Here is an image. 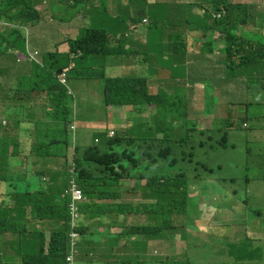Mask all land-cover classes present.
I'll use <instances>...</instances> for the list:
<instances>
[{"label":"clouds","instance_id":"obj_1","mask_svg":"<svg viewBox=\"0 0 264 264\" xmlns=\"http://www.w3.org/2000/svg\"><path fill=\"white\" fill-rule=\"evenodd\" d=\"M33 1H36L37 5L41 3L48 10V13L49 11L51 12L50 3H53L57 8L72 7L73 10H69L66 14L68 16L71 13L86 16L90 20L89 26L105 22L104 32L115 31L118 33L117 41L125 40L127 42L124 49H119L118 46L111 48L119 49L120 54L124 51L130 52L131 46L139 49L137 55L130 57L116 55L105 57L102 61L93 58L87 66L89 69L83 71L80 75L83 76V74L93 72V78L96 79L88 80L82 79L83 77H80L81 79L71 77L70 71L74 65L70 69H64L60 75L55 77V80L67 89L69 97L72 98L73 120L70 126V143L67 153L55 152L57 158L51 159L47 163L44 161L43 156L48 153L49 143L37 145L36 139L32 136V127L35 122L45 121L47 118L45 112H52V110L45 107L46 96L42 93L28 94L27 97L22 99L23 96L17 90V85L19 80H46L44 75L34 74V67L42 66L43 53L48 55L61 52L60 47L65 46L66 48V41H74L78 37L79 32L75 38L67 36L62 42L55 43L53 50L45 51L30 47L28 33L30 29L23 28L21 30L25 38L23 49L19 51L8 50L7 54L1 57L4 59L1 60L0 58V68L3 67L4 70L9 66L8 58L10 56L14 58L17 65L14 66L12 72L4 70L0 72V142H2L3 138L1 127L6 128L10 124L16 126L20 123L21 132V138L18 139L19 152H15V157L13 158L14 148H9L5 159V162H9V164L0 163V172L6 171V177L17 174L24 175L22 178L23 186L27 190V184L31 183V188H36L33 192L38 191V189L44 191L48 189L50 178L45 176L38 179L39 175H43L47 170L62 174L67 172L69 176H72L66 191L60 195L62 198L60 200H65L66 197L69 199L68 208L71 230L73 228V231L69 234L66 264H165L166 260L177 264H183V262H178L177 260L192 261L191 264H235V253L226 254L225 256H221L220 253L230 244L241 245L247 243L246 240H250L253 245L250 254L244 255L245 260L249 264H254V261L264 263V222L258 220L263 215L261 210L249 209V213L248 210V212H245L241 207L235 208L236 213L239 210V214L243 218L245 217L244 222H230L225 217L219 219L217 214L212 219H208L203 209L199 206L197 196L201 193L200 185H192L190 201L194 197L196 202L188 207L189 218L184 219L183 216L179 219V222H176L178 226L183 227L182 233L181 231L175 233L173 229H167L165 233L168 238L146 237L137 233L130 235L132 227L141 225H147L149 228L156 227L155 222L149 219L148 205L150 204L142 197L140 191L141 187H145L148 180L153 177V172L150 173L148 179L142 181L141 187H138L134 180H123L121 182L123 193L121 200L102 201V199H96L94 201L96 204L104 202L106 204L129 205L127 214H120L114 218L101 215L95 216V219H85L83 215L82 207L88 203V199L83 195L77 184L74 172V160L79 157L77 156V151H83L82 149L90 147H97L103 150L104 147L100 142L101 133H107L109 139L114 138L116 135L110 128L120 129L118 132L130 129L131 135L128 140H139L149 135L152 131H157V128L153 126V122L157 118L160 108L155 102H150L147 105L140 104L136 108L130 106H106L104 81L97 78H100L102 73L107 78H123L118 70L124 65L136 68L141 64L143 66H154L155 74L161 77V80L148 79V96L151 98L157 97L161 91H164L166 98H168V95L176 94L177 85L182 86L183 95L188 104L186 118L195 122L200 130L212 129L215 124L222 120H215L213 127L205 129L196 119L191 118L197 109L203 110L205 117L212 118L218 106L225 105L231 108L237 107L238 104L246 107L250 106L251 104L247 101L239 102L234 99L236 94L240 95L241 93L251 100L260 96L257 98L255 105H261L264 102V87L256 85L254 89L252 88L256 77L245 74L243 61L247 59L248 67L253 66L256 62L264 64V0ZM78 2L79 4H77ZM225 2L231 6L242 7L243 13L235 15L234 11L232 15L227 14L223 7ZM37 5L36 11L42 19L41 12L37 10ZM105 15L108 16L106 21ZM51 17L52 15L49 16L52 24L65 25L70 23V21L61 16H57L54 19L57 21L53 22ZM140 17L144 18L139 20ZM153 17L156 18V22H153ZM231 36L245 41L244 45L238 43L237 46H234L232 55L228 54L229 37L231 38ZM58 45L60 46L57 47ZM239 51L242 57L238 54ZM65 52L66 49L62 51V53ZM252 55L255 56L253 57ZM110 60H113L112 68L109 67ZM20 65L22 67L24 65V68L29 66L31 74L26 71V74L29 75H18ZM5 72L7 73V78L13 76L14 80H5ZM73 80L76 81L75 85H73ZM186 80H197V82L193 86L188 84ZM2 101L8 102L6 106ZM82 103L85 104L82 105ZM91 104L93 106H89ZM27 105H33L38 108L41 111L39 117L34 116L24 119L23 116L33 115L26 112L25 106ZM89 110H93L96 118L100 117L102 119H105V114L110 113V116L106 118L107 120L115 118L121 123H118L115 127H104L107 124L106 120L104 122H94L93 130L97 129L99 132L93 141H87L81 146H76V140H81L82 138V135H79V138L76 139L77 115L84 112L88 114ZM247 113H250L248 108L241 110L243 117L239 118L242 120V129L246 128L244 130L250 129V122H245ZM228 116L233 121L238 119L231 114ZM231 127H233V124ZM262 130H264V127ZM159 139H161V136H159ZM53 144L57 145L58 142L55 141ZM172 144L173 142L170 144L165 143L163 148L167 149ZM10 163L12 167H9ZM45 165L49 169H46ZM257 167L259 168L260 165ZM246 177L243 180L238 177L220 179L218 174H213L206 176L203 179V184L206 185V189L209 191L217 183L239 186L244 182L246 189L249 190V184L252 180H245ZM261 181L264 182V178ZM66 185L67 183L62 184V187ZM6 191V184L1 182L0 201L6 195ZM148 202L152 203L153 201L148 200ZM245 208L247 209V207ZM28 211L31 226H35L40 232L43 231L42 224H50L51 228L54 227L56 229L60 227L59 220L52 219L54 214L49 206L36 210L45 217L43 219L38 216L39 214L33 212V209ZM215 212H220V210ZM83 223L86 233L96 238L89 246L81 245L82 236L79 228ZM254 225L256 227L253 228ZM31 226H29L30 229ZM247 229H250L253 235H247ZM47 232L49 233L48 236L46 235ZM122 232L127 235V238H122L119 242V251L112 252L108 248L107 252L105 245L107 238ZM50 234V230L45 231L47 245L50 240ZM177 237L183 240L180 246L183 249H171L168 254H161V244L170 242L173 245ZM241 237L246 238L242 243H237ZM8 240L15 241L16 238L9 237ZM1 247L7 249L9 256L17 255L7 245L5 247L0 239ZM188 254L191 256L190 260L188 259ZM9 260V264H11V261H16V258H9Z\"/></svg>","mask_w":264,"mask_h":264},{"label":"trees","instance_id":"obj_2","mask_svg":"<svg viewBox=\"0 0 264 264\" xmlns=\"http://www.w3.org/2000/svg\"><path fill=\"white\" fill-rule=\"evenodd\" d=\"M36 5L37 2L33 0H0V58L5 56L8 50L23 49L25 38L21 30L23 28L31 29L41 20L40 14L36 11ZM49 6L53 19L57 18L60 12L68 13L69 10H73L72 7L57 8L53 3H50ZM223 7L229 15H232L234 11L235 15L243 13V8L240 6H231L225 2ZM143 18L140 17L139 20ZM107 19L108 16L105 15V21ZM152 20L156 22L155 17ZM104 25L105 22L81 29L74 41H66L65 53L57 52L44 56L42 66L34 67V74L44 75L46 80H19L18 82L17 90L22 94V99L28 94L42 93L46 96L45 107L52 110V112H45V116H47L45 121L35 122L32 127V136L36 139L37 145L49 143L48 153L43 156L46 163L57 158L55 152L67 153L70 143V126L73 120L72 98L69 97L67 89L55 80V77L60 75L64 69H70L74 65L70 71L71 77L96 79L93 78V72L80 75L89 69L87 66L93 58L102 61L105 57L116 55L130 57L139 53L137 47L131 46L130 52L124 51L120 54L119 49H124L127 42L125 40L117 41L118 33L115 31L104 32ZM229 41L228 54L231 55L234 46H237L238 43L245 44L244 40L234 36L229 37ZM113 46H118L119 49H111ZM78 54L79 56H77ZM238 54L242 57L240 51ZM3 59L1 58V60ZM258 63L248 67L247 59L243 61L245 74L256 77L253 89L256 85L264 87V64ZM3 70L4 68L1 67L0 72ZM13 70L14 66H11V68H5L4 71L12 72ZM153 71L156 73L154 66L148 65L144 66L138 74L136 67L124 65L118 70L123 78H107L102 73L97 79L104 81L105 104L108 107L130 106L136 108L140 104L147 105L150 102H155L160 108L157 118L153 122L157 131H152L139 140H128L131 135L130 129L117 132L112 139L107 137V133H101L100 142L104 149L90 147L82 149L83 151L78 150L77 156L79 157L74 160V172L77 184L88 199V203L82 207L85 219H95V216L101 215L114 218L120 214H127L129 205L106 204L104 202L96 204L94 201L96 199H102V201L121 200L123 195L121 182L123 180H134L136 185L141 187L142 181L148 179L150 173L153 172V177L148 180L145 187H141L140 191L142 197L150 204L148 205L149 219L155 222L156 227L149 228L147 225L132 227L130 235L137 233L146 237L168 238L165 233L167 229H173L175 233L183 232V227L178 226L176 222H179L183 216L184 219L189 218L187 205L191 199L192 185L203 184V179L206 176L224 171L223 167H213L207 164L205 158L228 153L235 149L230 143L229 133L232 130L233 119L228 116L215 124L212 129L200 130L195 122L186 118L188 104L183 95L182 86L177 85L176 94L168 95V98L164 91H161L157 97L148 96L147 83ZM186 81L193 86L197 82V80ZM2 103L6 106L8 102L2 101ZM259 118V114L247 113L245 122L256 121ZM19 124L16 126L10 124L6 128L1 127L3 138L0 142V163L9 164V162H5V159L10 147L14 148L13 158L15 152H19L18 139L21 138ZM258 136L264 141V130H261ZM55 141L58 142L57 145L53 144ZM171 142H173L171 147L163 148L165 143L170 144ZM254 155L253 150L246 152L247 158L252 159L257 167L260 165L259 158L261 160L262 157ZM250 164L248 161L247 167ZM9 167H12L11 163ZM45 168L49 169L47 165ZM5 172H0V183H5L7 186L6 195L0 201V239L5 247L7 245L17 255L9 256L7 249L1 247L0 264H9V258H16V261H11V264H66L69 234L73 228L71 230L69 199L66 197L65 200H60L62 199L60 195L66 191L72 176H69L67 172L62 174L47 170L43 175H39L38 179L48 176L50 178L48 189L45 191L38 189L33 192L36 188H31V183L27 184V190L23 186L24 175L17 174L6 177ZM65 183L67 185L62 187V184ZM148 200L153 202L150 203L151 201L148 202ZM47 206L53 211L52 219L59 220L60 227L56 229L51 228L50 224H42L43 231L40 232L35 226H31L28 210L33 209V212L39 214L38 216L43 219L45 217L36 210ZM247 210L250 213V210ZM47 230L51 231L48 245L45 238ZM79 231L82 236L81 245L89 246L96 239L86 233L84 223L80 226ZM9 237H15L16 240L9 241ZM122 238H127L123 232L108 237L105 242L107 252L108 248L112 252L119 251V242ZM237 252L244 253L245 250L230 244L220 254L225 256L235 253V264H243L245 260L241 256H237ZM188 259H191L189 254ZM177 261L183 262V264L192 263V261ZM165 264L177 263L166 260Z\"/></svg>","mask_w":264,"mask_h":264},{"label":"rangeland","instance_id":"obj_3","mask_svg":"<svg viewBox=\"0 0 264 264\" xmlns=\"http://www.w3.org/2000/svg\"><path fill=\"white\" fill-rule=\"evenodd\" d=\"M58 45L57 47H59ZM38 49H42V45H37ZM46 57L47 54L43 53ZM73 85H75L76 81L73 80ZM219 96V94H217ZM260 96H257L259 98ZM257 98L251 100L246 95L241 93L240 95H235V100L237 101H247L250 106H241L238 104L237 107L231 108L225 105L218 106L216 109V113L212 118H208L204 116L203 110L197 109L191 118L196 119L200 125L204 126V128H211L214 125L215 120H223L227 118L228 115H232L234 118H238L236 121H233L232 130L229 131L230 133V143L234 146V150L224 154H218L215 156H207L205 161L207 164L213 167H223L224 171L218 174V178L225 179L230 177H238L241 180L245 178L251 179L250 189L247 190L245 187L244 182H242L239 186H232L230 184H219L217 183L213 187L206 189V185L200 183V192L198 197L199 206L203 209L205 216L208 219H212L216 214L219 219L225 217L227 221L235 222L241 221L244 222L245 217L243 218L239 214V210L237 213L235 212V208H243L245 212H248L247 209H255L261 210L263 215L260 219L264 222V182L261 179L264 178V141H262L260 136H258L259 132L264 127V102L261 105H255ZM255 101V102H254ZM198 103L197 101H195ZM254 102V103H253ZM85 103H82L84 105ZM90 104V103H87ZM89 106H93L92 104ZM243 107V108H242ZM77 108V107H76ZM248 108L250 113H257L260 115V118L257 121L250 122V129L244 130L242 129V118L241 110H245ZM97 109V107H96ZM25 110L27 113H31L33 115L30 116H23L24 119H28L30 117H39V113L41 112L38 108L34 107L33 105L25 106ZM90 112L82 113L77 115L76 118V139L79 138V135H82L81 140H76L75 145L81 146L85 144V142L90 141L92 142L94 137L98 134L99 130H93V123L94 122H104L106 120L107 124L104 127H115L118 123H121L118 119L112 118L107 120L106 118L110 116V113L105 114V119L100 117L96 118V114L93 113V110H89ZM245 117V115H244ZM115 134L120 129L110 128ZM138 132V131H136ZM100 149V148H99ZM248 150H253L255 155H260L262 159L258 163L260 167H256L254 164L255 162L247 158L246 152ZM263 154V155H261ZM251 164L247 167V162ZM254 162V163H253ZM248 170V171H247ZM244 180V181H245ZM236 192V194H234ZM196 202V198L189 202L187 205V210L189 206L194 205ZM247 207V209L245 208ZM216 210H220V212H215ZM256 227L255 225L253 228ZM263 232V231H262ZM46 235L48 236L49 233L47 232ZM247 235H253V232L250 229H247ZM246 237H241L238 239L237 243H242ZM181 241L179 237L174 241L173 245L170 242H165L161 244L160 253L161 254H168L171 249L173 250H182L181 248ZM246 244L236 245V247H241L242 250H245L244 253L238 252V256H241L242 259L245 260L244 255H249L251 252V247L253 243L250 240H246ZM182 255V253H181ZM254 264H264L262 262L254 261ZM244 264H249L246 260Z\"/></svg>","mask_w":264,"mask_h":264},{"label":"crops","instance_id":"obj_4","mask_svg":"<svg viewBox=\"0 0 264 264\" xmlns=\"http://www.w3.org/2000/svg\"><path fill=\"white\" fill-rule=\"evenodd\" d=\"M37 10L41 12L42 19L38 25H36L35 27L31 28L28 31L30 47L36 50L38 49L37 45L41 44L42 49L39 50L51 51L53 50V46L55 43L58 44L62 42V40L67 36L71 38H75L80 29L89 26L90 20H88L86 16H81L74 13H71V15L68 16V14L64 12H60L58 16L67 19L68 21H70V23H67L65 25L52 24L50 23V18H49V16L52 15L50 11L48 13V10L41 3H38ZM51 20L53 22L57 21L54 20L52 17ZM65 49H66L65 46L60 47L61 52L65 51ZM8 64H9L8 68H10L11 66H17L12 56L8 58ZM20 66L21 67L19 68V71L17 73L18 75L31 74V69L29 66L27 68H24V65L23 67L22 65ZM109 67L110 68L113 67V60L109 61ZM143 68L144 66L142 64L136 68L138 70V74ZM26 71H29V74H26ZM4 77L5 80H14L13 76L7 78L6 72L4 73ZM149 80H161V77L157 76L153 71L152 76L149 78ZM94 85L97 86L98 84H94Z\"/></svg>","mask_w":264,"mask_h":264}]
</instances>
